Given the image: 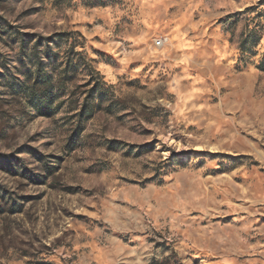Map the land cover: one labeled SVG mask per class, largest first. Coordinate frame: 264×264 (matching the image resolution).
Here are the masks:
<instances>
[{
  "label": "rangeland",
  "instance_id": "obj_1",
  "mask_svg": "<svg viewBox=\"0 0 264 264\" xmlns=\"http://www.w3.org/2000/svg\"><path fill=\"white\" fill-rule=\"evenodd\" d=\"M0 186V264H264V0H0Z\"/></svg>",
  "mask_w": 264,
  "mask_h": 264
},
{
  "label": "trees",
  "instance_id": "obj_2",
  "mask_svg": "<svg viewBox=\"0 0 264 264\" xmlns=\"http://www.w3.org/2000/svg\"><path fill=\"white\" fill-rule=\"evenodd\" d=\"M3 192H4V191H3V188L0 186V198H4L3 195H2Z\"/></svg>",
  "mask_w": 264,
  "mask_h": 264
},
{
  "label": "built area",
  "instance_id": "obj_3",
  "mask_svg": "<svg viewBox=\"0 0 264 264\" xmlns=\"http://www.w3.org/2000/svg\"><path fill=\"white\" fill-rule=\"evenodd\" d=\"M157 45H161V42H160V41H158Z\"/></svg>",
  "mask_w": 264,
  "mask_h": 264
}]
</instances>
